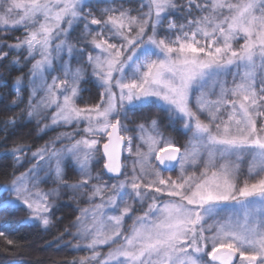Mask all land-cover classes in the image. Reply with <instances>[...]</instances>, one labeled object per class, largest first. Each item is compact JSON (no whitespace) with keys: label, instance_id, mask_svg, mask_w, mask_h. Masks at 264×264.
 <instances>
[{"label":"snow or ice","instance_id":"obj_1","mask_svg":"<svg viewBox=\"0 0 264 264\" xmlns=\"http://www.w3.org/2000/svg\"><path fill=\"white\" fill-rule=\"evenodd\" d=\"M126 3L0 0V68L20 72L5 108L23 105L5 140L22 121L73 129L5 153L0 219L23 210L22 224L47 230L69 192L87 206L57 242L90 253L70 264H264V0ZM88 82L99 100L81 107ZM145 108L186 143L159 118L129 127Z\"/></svg>","mask_w":264,"mask_h":264},{"label":"trees","instance_id":"obj_2","mask_svg":"<svg viewBox=\"0 0 264 264\" xmlns=\"http://www.w3.org/2000/svg\"><path fill=\"white\" fill-rule=\"evenodd\" d=\"M21 30H15L9 34L8 43L15 42V38L21 36ZM26 72L27 69H24ZM20 75L19 71L11 72L0 68V96L5 97L4 102L0 103V129L4 127L3 121L17 116L23 109V105L11 109H6L5 105L9 104L13 98L10 95L11 85L16 76ZM100 90L93 83H86L84 96L91 104L99 100ZM155 108H145L137 112L135 116L142 117L155 112ZM23 126L17 127L14 131L9 129L8 138L5 140V133L0 131V184L6 182L5 173L12 172L13 158L5 155L16 145H23L35 151L43 146L47 141L52 139L53 132L38 133L35 123H22ZM166 128L174 134L178 141L182 142V136L173 127ZM78 215L77 209L70 203L61 205L59 214L56 219V225L47 230L43 227H32L26 223L27 213L25 211L16 212L10 217L0 219V224L5 221L9 223L10 228L6 229L8 239L13 240V244H7V241L0 237V264H70L73 259L86 256L85 250H74L66 246L68 236L57 242V238L64 233L66 228L74 221Z\"/></svg>","mask_w":264,"mask_h":264},{"label":"rangeland","instance_id":"obj_3","mask_svg":"<svg viewBox=\"0 0 264 264\" xmlns=\"http://www.w3.org/2000/svg\"><path fill=\"white\" fill-rule=\"evenodd\" d=\"M145 2H146V0H145ZM140 3H141V0H127V3H126L125 6H126V7H129V8H132V9H136V8L139 7ZM145 10H146V9H145ZM132 14L135 15L136 12L133 11ZM241 43H242V41H241ZM74 66H75V65H74ZM82 88L86 89V83L82 84ZM81 95H82V100L78 101V103L80 104L81 107H83V106L86 105V104H91V103H89V102L87 101V99L85 98V96H84V91L82 92ZM155 109H156V108H155ZM22 111H23V109L19 112V114H18L17 116H20V115L22 114ZM153 118H159V119L161 120V122H162V123H161V130L164 132V134H165L166 136L171 137V138H172L173 140H175V142H176L177 144H179V145H183V144L186 143V141H187V137H186L185 135H183V133H182L181 131H179V133H180L181 136H182V139H183L182 142L178 141V139L174 136V134L171 133V132L166 128V124H168L167 119L164 117V114L161 113V112H159L157 109L155 110L154 113H152V114L150 113V114H148V115H146V116H142V117H137V116H135V115L132 116L131 119H132V122H133V123L129 124V127H134L135 123H143V122H145V121H150V120L153 119ZM24 122H26V121H22L21 123H24ZM33 123H34V122H33ZM175 129H176V128H175ZM48 131H52V132H53V136H52V137L54 138V137L57 136L59 133H62V132H71V131H73V129H72L71 127H62V128H56L55 130H48ZM59 146H60V145H57V147H59ZM27 148H28V147L25 148L26 151H27ZM28 155L30 156L31 153L29 152ZM126 157H128V153H127V151L125 150V147H124V162H125V158H126ZM29 166H30L29 164L25 163L23 167H19V168H18V171H21V172H22V171H25L26 168L29 167ZM246 167H247V163H245V164L242 165V168H244L245 171H246ZM98 170H99V169H95L94 171H98ZM65 171H66V178H67V181H68L69 183L75 182V181L78 179V175H77L75 169H74L71 165H69L68 167H66ZM105 178H107V177H105ZM53 186H54V185H53L51 182L46 183V184H42V185H41V187H42L44 190H48L49 188H51V187H53ZM70 196H71V193H69V192H65V193L61 196V198L56 202V207H55V209H54V211H53V216H52V221H53V222H52V224L49 226V228H53V227H55V225H56V219H57V216H58V214H59V210H60V207H61L62 204H64V203H70V204H72V205L77 209V211H78V208H79V207H86V206H87V204L84 202V200H83L82 198L79 199V202H77V199H70V198H69ZM128 223L130 224L131 221H129ZM70 230L74 231V229H70ZM70 239H71V237L68 236V239H66V242H68ZM108 250H109V249H108V246H101V248H100V251H101L102 253H106ZM85 252H86V256L90 254V253H89L88 251H86V250H85Z\"/></svg>","mask_w":264,"mask_h":264},{"label":"water","instance_id":"obj_4","mask_svg":"<svg viewBox=\"0 0 264 264\" xmlns=\"http://www.w3.org/2000/svg\"><path fill=\"white\" fill-rule=\"evenodd\" d=\"M124 145H121L120 146V149H119V154H120V160L121 162H124Z\"/></svg>","mask_w":264,"mask_h":264}]
</instances>
